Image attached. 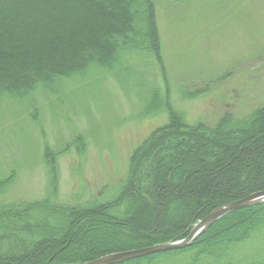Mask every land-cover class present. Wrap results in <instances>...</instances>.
Returning <instances> with one entry per match:
<instances>
[{
	"label": "trees",
	"instance_id": "16d2710c",
	"mask_svg": "<svg viewBox=\"0 0 264 264\" xmlns=\"http://www.w3.org/2000/svg\"><path fill=\"white\" fill-rule=\"evenodd\" d=\"M155 12L152 0H0V99L49 92L94 65L121 72L126 51L152 54L162 65ZM160 104L168 122L136 149L108 200L2 201L0 264H83L177 242L214 211L264 192V105L243 121L226 113L207 126L189 125L170 102ZM57 182L54 175L55 191ZM262 226L264 203L224 216L190 247L122 264L188 253L189 264H264L232 259L234 247Z\"/></svg>",
	"mask_w": 264,
	"mask_h": 264
},
{
	"label": "rangeland",
	"instance_id": "374dc122",
	"mask_svg": "<svg viewBox=\"0 0 264 264\" xmlns=\"http://www.w3.org/2000/svg\"><path fill=\"white\" fill-rule=\"evenodd\" d=\"M152 1L162 65L126 51L121 72L94 65L49 92L0 99V184L12 181L1 185L0 203L108 200L136 149L168 122L162 101L187 124L207 126L226 113L243 121L264 105V0ZM233 254L264 261V226ZM192 255L154 264H189Z\"/></svg>",
	"mask_w": 264,
	"mask_h": 264
},
{
	"label": "water",
	"instance_id": "95a60500",
	"mask_svg": "<svg viewBox=\"0 0 264 264\" xmlns=\"http://www.w3.org/2000/svg\"><path fill=\"white\" fill-rule=\"evenodd\" d=\"M264 203V192L252 195L242 201L224 206L213 213H211L207 218L196 224L189 234V236L181 241L170 242L160 245H155L152 247L144 249H136L126 252L113 253L107 256L98 258L92 262H87L84 264H122L127 261L134 259L146 257L152 254L169 252L178 249H184L190 247L194 242L200 238L203 233L216 221L220 220L222 217L229 213L239 211L241 209L255 206Z\"/></svg>",
	"mask_w": 264,
	"mask_h": 264
}]
</instances>
